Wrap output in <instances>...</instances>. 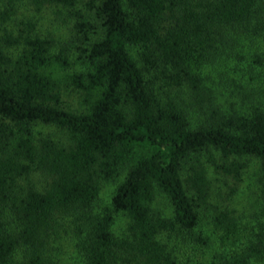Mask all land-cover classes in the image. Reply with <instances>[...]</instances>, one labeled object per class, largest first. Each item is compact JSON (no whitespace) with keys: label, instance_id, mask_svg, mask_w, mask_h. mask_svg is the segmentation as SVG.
I'll return each instance as SVG.
<instances>
[{"label":"trees","instance_id":"16d2710c","mask_svg":"<svg viewBox=\"0 0 264 264\" xmlns=\"http://www.w3.org/2000/svg\"><path fill=\"white\" fill-rule=\"evenodd\" d=\"M79 3L0 0V264H264V205L233 208L245 159L264 194V0ZM20 6L70 21L83 70Z\"/></svg>","mask_w":264,"mask_h":264},{"label":"rangeland","instance_id":"374dc122","mask_svg":"<svg viewBox=\"0 0 264 264\" xmlns=\"http://www.w3.org/2000/svg\"><path fill=\"white\" fill-rule=\"evenodd\" d=\"M88 1L80 0L78 6L83 8L84 4ZM22 19L34 25L35 33L50 38L53 41L54 50H70L68 56L73 71L83 70L82 61L78 59L79 54L73 52L76 49V45H78L76 34L72 30L70 21L65 19V16H60L57 10L53 8L35 13L30 7L20 6L17 9L14 20ZM75 99L74 96L67 98L70 103H75ZM219 103L226 106L229 102ZM42 135H48L56 141L64 142L63 134L53 127L40 126L36 131V137L39 138ZM244 162L246 168L243 171L241 182L236 186L237 188H235L230 179L217 175L213 168H209L208 178L211 182V193L212 199H215L214 201L221 202V198L224 199L225 196L229 195L231 189H237L238 198L234 201L233 208L239 215L243 216V220H249L252 213L258 211L264 205V194L261 193V186L259 185L262 177L259 164L253 159H245ZM119 180L120 178L115 181H102L100 183V195L96 204L97 209L109 205L111 196ZM153 206L154 210L160 213L165 212L169 208L167 200L159 193L156 195ZM202 210L205 213L206 206Z\"/></svg>","mask_w":264,"mask_h":264}]
</instances>
